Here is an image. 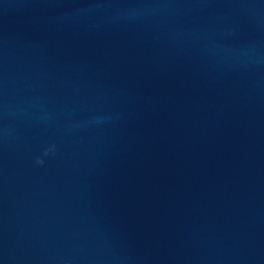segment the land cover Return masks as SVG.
<instances>
[{"label": "water", "instance_id": "95a60500", "mask_svg": "<svg viewBox=\"0 0 264 264\" xmlns=\"http://www.w3.org/2000/svg\"><path fill=\"white\" fill-rule=\"evenodd\" d=\"M0 264H264V0H0Z\"/></svg>", "mask_w": 264, "mask_h": 264}, {"label": "clouds", "instance_id": "9594fccd", "mask_svg": "<svg viewBox=\"0 0 264 264\" xmlns=\"http://www.w3.org/2000/svg\"><path fill=\"white\" fill-rule=\"evenodd\" d=\"M54 152H55V146H53V148L47 150L44 154L45 155H49V154H54ZM36 163L38 165H40V166H43L44 160L43 159H40V158H37Z\"/></svg>", "mask_w": 264, "mask_h": 264}]
</instances>
